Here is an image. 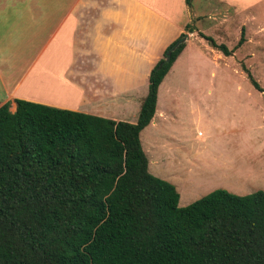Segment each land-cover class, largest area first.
<instances>
[{
  "label": "trees",
  "instance_id": "obj_1",
  "mask_svg": "<svg viewBox=\"0 0 264 264\" xmlns=\"http://www.w3.org/2000/svg\"><path fill=\"white\" fill-rule=\"evenodd\" d=\"M196 35L228 56L243 28L231 48ZM182 47L151 67L133 122L0 104V264H264V191L216 188L177 206L174 187L147 172L138 133ZM240 67L264 109V90Z\"/></svg>",
  "mask_w": 264,
  "mask_h": 264
},
{
  "label": "crops",
  "instance_id": "obj_2",
  "mask_svg": "<svg viewBox=\"0 0 264 264\" xmlns=\"http://www.w3.org/2000/svg\"><path fill=\"white\" fill-rule=\"evenodd\" d=\"M221 1L230 5L231 0ZM208 11L219 12L212 6ZM198 12L192 0L189 7L183 0H0V104L8 102L12 112L13 99H23L133 122L148 73L166 46L181 33L188 39L197 31L209 33L194 23V31H183L191 18L197 21L202 16ZM187 46L157 86L152 117L142 128L148 127L147 136L177 116L175 107L183 100L182 92L172 85L169 74ZM136 91L133 98L131 93ZM142 151L146 169L149 157L151 175L174 187L178 205L216 188L247 194L204 182L224 165L200 166L198 149L172 155L154 140L146 142ZM251 189L257 190V184Z\"/></svg>",
  "mask_w": 264,
  "mask_h": 264
},
{
  "label": "rangeland",
  "instance_id": "obj_3",
  "mask_svg": "<svg viewBox=\"0 0 264 264\" xmlns=\"http://www.w3.org/2000/svg\"><path fill=\"white\" fill-rule=\"evenodd\" d=\"M235 2L192 0L202 15L197 21L191 18L192 25L208 30L207 35L227 48L234 46L242 27L243 41L223 56L205 42L196 41L197 35L187 36L182 43L188 46L169 74L172 85L182 92L183 100L175 107L177 116L149 136L148 127L142 129L138 139L144 150L146 142L156 140L172 155L198 149L202 153L200 166L224 165L204 182L249 193L254 183L257 190L264 191V110L261 93L251 87L240 64L264 90V0ZM211 6L219 12H209ZM209 16L210 20L206 19ZM131 95L137 98L138 92ZM147 171H153L149 157Z\"/></svg>",
  "mask_w": 264,
  "mask_h": 264
},
{
  "label": "water",
  "instance_id": "obj_4",
  "mask_svg": "<svg viewBox=\"0 0 264 264\" xmlns=\"http://www.w3.org/2000/svg\"><path fill=\"white\" fill-rule=\"evenodd\" d=\"M187 37V34L186 33H181L179 36H177L175 38V40L169 44L163 51V54H162V62L161 63H164V62H167L169 60V56H170V53L171 51L179 44V43H182Z\"/></svg>",
  "mask_w": 264,
  "mask_h": 264
}]
</instances>
